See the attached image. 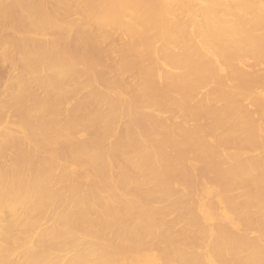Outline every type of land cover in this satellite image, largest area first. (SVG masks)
<instances>
[{
  "label": "bare ground",
  "instance_id": "obj_1",
  "mask_svg": "<svg viewBox=\"0 0 264 264\" xmlns=\"http://www.w3.org/2000/svg\"><path fill=\"white\" fill-rule=\"evenodd\" d=\"M0 67V264H264V0H0Z\"/></svg>",
  "mask_w": 264,
  "mask_h": 264
},
{
  "label": "rangeland",
  "instance_id": "obj_2",
  "mask_svg": "<svg viewBox=\"0 0 264 264\" xmlns=\"http://www.w3.org/2000/svg\"><path fill=\"white\" fill-rule=\"evenodd\" d=\"M6 70V71H5ZM6 72V73H5ZM5 74H7L8 75V73H7V69L6 68H4V67H0V88H2L3 89V85H2V83L3 82H5L6 80H4L3 81V79H6L5 78ZM7 77V76H6ZM3 81V82H2Z\"/></svg>",
  "mask_w": 264,
  "mask_h": 264
}]
</instances>
